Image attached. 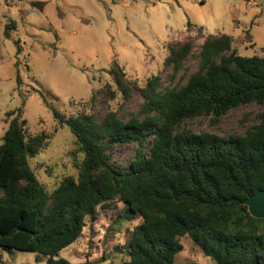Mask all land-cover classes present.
<instances>
[{"label":"trees","instance_id":"16d2710c","mask_svg":"<svg viewBox=\"0 0 264 264\" xmlns=\"http://www.w3.org/2000/svg\"><path fill=\"white\" fill-rule=\"evenodd\" d=\"M43 5L31 2L39 10ZM15 28V21H7L4 37ZM168 51L163 64L171 68L170 77L184 69L189 57L196 68L161 89L158 75L138 87L117 62L111 63L122 97L137 91L143 100L139 112L126 120L114 111L98 119L96 94L89 98L88 113L65 117L36 90L57 126L74 138L77 174L64 177L51 191L29 165L51 135L29 132L20 95L21 105L5 114L0 143V249L43 256L47 264H70L60 252L80 237L97 208L118 200L124 205L118 217L141 219L119 264H173L183 236L215 264H264V218L251 216L244 204L264 189V108L242 135L227 139L183 127L187 120L210 117L217 124L230 110L264 106V56L238 54L228 34H207L196 54L191 37ZM15 81L17 86L21 82L17 71ZM101 93L114 98L109 85ZM121 144L135 147L126 167L108 153Z\"/></svg>","mask_w":264,"mask_h":264},{"label":"rangeland","instance_id":"374dc122","mask_svg":"<svg viewBox=\"0 0 264 264\" xmlns=\"http://www.w3.org/2000/svg\"><path fill=\"white\" fill-rule=\"evenodd\" d=\"M43 2L42 10L31 2ZM15 21L10 38L4 24ZM190 24V25H189ZM207 34H228L237 53L264 56V0H0V143L7 128L5 114L21 105L31 134L47 132V145L29 165L40 184L51 191L66 176H76L74 138L59 128L36 90L65 117L89 112V98L96 94L93 112L98 119L114 111L126 120L139 112L143 102L134 91L124 99L116 90L110 65L117 62L138 87L152 75L160 77V89L172 86L196 68L189 57L184 69L170 77L163 62L168 48L191 37L194 51ZM17 64V66H16ZM20 77L17 86L15 76ZM184 82V80H183ZM109 85L114 98L102 95ZM264 106L255 104L230 110L217 124L210 117L187 120L183 127L196 134L209 132L227 139L242 135L255 124ZM134 145H116L110 160L126 167ZM123 203L114 200L86 218L80 237L60 252L70 264H119L126 256L136 217H118ZM182 250L173 264H215L188 236L178 238ZM0 264H47L43 256L0 249Z\"/></svg>","mask_w":264,"mask_h":264},{"label":"water","instance_id":"95a60500","mask_svg":"<svg viewBox=\"0 0 264 264\" xmlns=\"http://www.w3.org/2000/svg\"><path fill=\"white\" fill-rule=\"evenodd\" d=\"M244 204L247 206L251 216L264 218V189L246 197Z\"/></svg>","mask_w":264,"mask_h":264}]
</instances>
